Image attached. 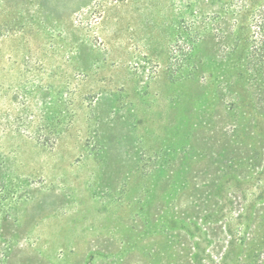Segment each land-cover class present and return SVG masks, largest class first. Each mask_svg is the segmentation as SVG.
<instances>
[{
	"label": "rangeland",
	"instance_id": "obj_1",
	"mask_svg": "<svg viewBox=\"0 0 264 264\" xmlns=\"http://www.w3.org/2000/svg\"><path fill=\"white\" fill-rule=\"evenodd\" d=\"M262 1L0 0V264H239L238 232L264 245Z\"/></svg>",
	"mask_w": 264,
	"mask_h": 264
},
{
	"label": "trees",
	"instance_id": "obj_2",
	"mask_svg": "<svg viewBox=\"0 0 264 264\" xmlns=\"http://www.w3.org/2000/svg\"><path fill=\"white\" fill-rule=\"evenodd\" d=\"M201 27L204 32H206L207 28L213 30L212 23H208L207 21H202ZM250 33L251 47L247 59V72L250 80L252 79L254 84L262 88L264 86V0L252 14ZM189 36L185 42L190 43V47L184 50L177 49V54L182 57L180 61L186 63H192L194 52L192 47L194 44L193 40H196L190 34ZM238 234L241 236L239 242L243 248L239 264H264V245H256L257 237L252 235L254 233L251 232V236L247 238H244L241 232H238Z\"/></svg>",
	"mask_w": 264,
	"mask_h": 264
}]
</instances>
